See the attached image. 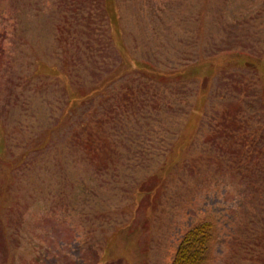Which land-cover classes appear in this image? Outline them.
Wrapping results in <instances>:
<instances>
[{
    "label": "rangeland",
    "instance_id": "1",
    "mask_svg": "<svg viewBox=\"0 0 264 264\" xmlns=\"http://www.w3.org/2000/svg\"><path fill=\"white\" fill-rule=\"evenodd\" d=\"M205 222L203 264H264V0H0V264H171Z\"/></svg>",
    "mask_w": 264,
    "mask_h": 264
},
{
    "label": "trees",
    "instance_id": "2",
    "mask_svg": "<svg viewBox=\"0 0 264 264\" xmlns=\"http://www.w3.org/2000/svg\"><path fill=\"white\" fill-rule=\"evenodd\" d=\"M210 239V223L191 227L181 238L171 264H203Z\"/></svg>",
    "mask_w": 264,
    "mask_h": 264
}]
</instances>
